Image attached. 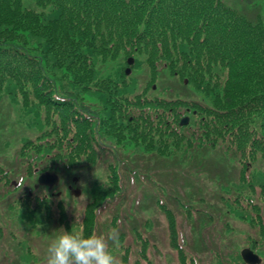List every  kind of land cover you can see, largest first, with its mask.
Here are the masks:
<instances>
[{
  "label": "rangeland",
  "instance_id": "374dc122",
  "mask_svg": "<svg viewBox=\"0 0 264 264\" xmlns=\"http://www.w3.org/2000/svg\"><path fill=\"white\" fill-rule=\"evenodd\" d=\"M220 1L264 29V0ZM24 4L36 14L34 23L48 18L50 8L35 0H24ZM27 35L19 31L14 37ZM25 46L41 56L36 45ZM133 51V47L123 46L115 55L100 59L94 66L96 78L90 84L93 94H74L72 99L80 107L90 106L97 115L93 132L85 136V128L77 137L75 130L57 133V112L47 117L49 108L40 105L39 92L32 85L18 87L10 76L0 82V174L2 170L8 173L0 185V264H43L47 246L60 229L88 236L106 235L113 228L118 229L119 244L109 241V251L119 264H241L242 241L254 227L238 217V200L253 198L264 218V200L250 194L243 181L246 177H264L262 154L251 160L224 136L203 135L200 120L211 118L201 109L213 103L202 88L171 76L167 61L160 58L155 60V72L147 63L136 68L137 54ZM139 58L147 59L146 55ZM21 63L27 69L29 59ZM115 83H119V92L131 98L141 94L184 102L177 109L180 125L188 120L190 127L177 147L165 148V152L155 148L145 151L125 133H117L116 128L125 125L127 118L124 112L115 113L116 128L112 126L110 99L117 97H110L105 87ZM66 84L64 79L51 88L62 93ZM167 113L169 118L174 114ZM79 137L84 142L91 138L94 151L83 146L80 149ZM165 139L172 141V137ZM99 141L106 149L95 148L100 146ZM44 173L60 176L59 185L38 187ZM19 178H23V187H17ZM30 191L52 203L50 210L42 208L32 213L31 221L24 205L19 204L20 197ZM76 216L81 223L74 224ZM173 223L186 255L184 260L171 242ZM262 227L255 230L260 232L259 243L264 248Z\"/></svg>",
  "mask_w": 264,
  "mask_h": 264
},
{
  "label": "trees",
  "instance_id": "16d2710c",
  "mask_svg": "<svg viewBox=\"0 0 264 264\" xmlns=\"http://www.w3.org/2000/svg\"><path fill=\"white\" fill-rule=\"evenodd\" d=\"M35 1L51 9L42 23H34L36 14L24 0H0V82L10 76L18 87H35L42 100L40 105L49 108L47 117L56 112L59 116L57 133L75 130L77 137L84 128V136L93 132L97 115L92 107H80L72 98L76 91L92 95L90 84L97 75L94 66L109 54L115 55L118 48L131 46L135 51L132 53L137 54L136 68L147 63L155 72V60L160 58L167 61L171 76L202 88L213 103L212 107L199 108L211 118L200 120L203 135H222L226 142L238 146L241 155L255 160L261 153L264 159V29L259 23L220 0ZM19 31L28 35L17 39L14 36ZM27 44L36 45L41 56L27 51ZM143 55L146 60L139 58ZM26 59L27 69L21 63ZM64 79L68 84L62 93L51 88ZM105 88L110 97H117L110 99L112 126L116 128L115 113L124 112L127 123L117 127V133H125L145 151L155 148L165 152L170 146L177 147L190 127V123L180 125L177 109L183 101L156 100L141 94L131 98L119 92V83ZM224 107L228 109H221ZM168 111L174 112L170 118ZM167 137L172 141H166ZM77 141L80 149L83 146L94 151L91 138L84 142L79 137ZM95 148L106 149L102 143ZM6 176L7 171L2 170L0 185ZM246 180L244 188L264 200V177ZM46 199L26 192L20 197L19 204L26 208L29 221L39 209L50 210L52 203ZM238 206L241 219L256 221L261 217L260 206L253 198L239 199ZM177 235L173 223L171 242L184 260L186 255ZM240 260L244 263L241 256Z\"/></svg>",
  "mask_w": 264,
  "mask_h": 264
},
{
  "label": "clouds",
  "instance_id": "9594fccd",
  "mask_svg": "<svg viewBox=\"0 0 264 264\" xmlns=\"http://www.w3.org/2000/svg\"><path fill=\"white\" fill-rule=\"evenodd\" d=\"M23 186V178L17 179V187ZM75 223H81L80 217L76 216ZM109 241L119 244L118 229L113 228L106 235L88 236L60 229L47 246L43 264H119L117 257L109 251Z\"/></svg>",
  "mask_w": 264,
  "mask_h": 264
},
{
  "label": "flooded vegetation",
  "instance_id": "af4514ba",
  "mask_svg": "<svg viewBox=\"0 0 264 264\" xmlns=\"http://www.w3.org/2000/svg\"><path fill=\"white\" fill-rule=\"evenodd\" d=\"M18 190L20 191V189H18ZM23 192H24V190H23ZM32 194L33 193L31 192L30 195L32 196ZM260 209H261V212H260L261 213V217H259V216H258V218L256 217L255 218L256 221L247 220L248 223H252L253 224L252 227H254V229L252 230L251 234L245 236L244 240L242 241L243 248L241 250L243 251L244 249H247V248L252 250L255 254H257L262 259V263L261 264H264V248L262 247L263 244L261 245L259 243V240L261 239L260 232L258 230H255L256 226H259V225L263 226L262 230H263V236H264V218L262 217V208L260 207ZM241 220L242 221H246L244 219H241ZM262 239L264 240V238H262ZM241 264H244V263H241Z\"/></svg>",
  "mask_w": 264,
  "mask_h": 264
},
{
  "label": "water",
  "instance_id": "95a60500",
  "mask_svg": "<svg viewBox=\"0 0 264 264\" xmlns=\"http://www.w3.org/2000/svg\"><path fill=\"white\" fill-rule=\"evenodd\" d=\"M183 125L188 124V120L182 122ZM59 183V177L52 173H44L39 178V184L44 186L53 187ZM242 257L247 264H261L262 259L250 249L242 251Z\"/></svg>",
  "mask_w": 264,
  "mask_h": 264
}]
</instances>
